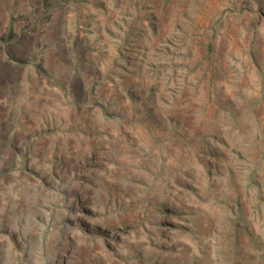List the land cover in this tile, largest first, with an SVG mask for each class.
<instances>
[{
    "label": "rangeland",
    "instance_id": "obj_1",
    "mask_svg": "<svg viewBox=\"0 0 264 264\" xmlns=\"http://www.w3.org/2000/svg\"><path fill=\"white\" fill-rule=\"evenodd\" d=\"M0 264H264V0H0Z\"/></svg>",
    "mask_w": 264,
    "mask_h": 264
}]
</instances>
